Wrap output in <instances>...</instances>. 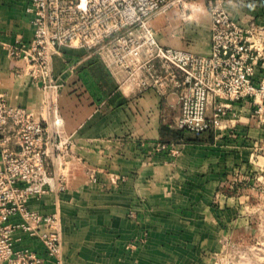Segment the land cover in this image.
Instances as JSON below:
<instances>
[{"label": "crops", "instance_id": "obj_1", "mask_svg": "<svg viewBox=\"0 0 264 264\" xmlns=\"http://www.w3.org/2000/svg\"><path fill=\"white\" fill-rule=\"evenodd\" d=\"M259 3L264 0H182L150 25L161 45L208 55L212 7L222 4L240 23L250 17L262 22ZM30 9L31 0H0V96L46 120L51 134L61 131L70 150L52 158L49 192L32 199L29 208L60 216L64 264L137 258L142 251L128 252L125 245L137 238L139 228L185 223L167 213L213 207L219 185L247 165L248 150L262 144L264 125L253 117L251 104L236 103L224 126L211 131V140L208 133L181 131L177 92L121 85L99 55L71 46L53 58L58 87L51 97L25 73L24 61L11 59L6 49L32 41ZM158 144L178 153L158 151ZM59 180L65 182L63 190ZM23 243L44 254L39 242L23 237Z\"/></svg>", "mask_w": 264, "mask_h": 264}, {"label": "built area", "instance_id": "obj_2", "mask_svg": "<svg viewBox=\"0 0 264 264\" xmlns=\"http://www.w3.org/2000/svg\"><path fill=\"white\" fill-rule=\"evenodd\" d=\"M181 1L31 0L33 39L8 45V56L24 61L25 73L51 97L58 87L53 58L71 46L99 55L121 85L177 92L180 130L216 131L236 103L251 104L253 117L264 125V23L254 17L240 23L217 4L211 9L210 54L163 46L151 20ZM156 149L178 153L166 144ZM69 150L61 131L51 134L46 120L0 96V264H44L33 249L15 247L20 233L40 240L48 257L60 258V218L31 210L29 202L49 192L52 158Z\"/></svg>", "mask_w": 264, "mask_h": 264}, {"label": "rangeland", "instance_id": "obj_3", "mask_svg": "<svg viewBox=\"0 0 264 264\" xmlns=\"http://www.w3.org/2000/svg\"><path fill=\"white\" fill-rule=\"evenodd\" d=\"M176 5L157 14L151 22L157 18L159 21ZM256 8L259 15L264 14L262 3ZM221 126L224 125L220 124L219 129ZM259 148L248 150L247 165L219 185L211 209L202 207L201 211L194 209L196 211L184 215L168 212L170 219L181 217L185 223H151L148 228H139L137 238L126 243L125 248L128 252L142 251V254L137 258L124 256L120 264H264V138ZM58 182L61 184L62 180ZM64 185L63 181L61 187ZM58 230L59 259L48 257L44 244L38 239L35 241L42 245L43 255L25 245L23 239L16 242L15 247L33 249L44 257V264L48 260L64 264L62 223ZM21 237L26 236L16 235L17 240Z\"/></svg>", "mask_w": 264, "mask_h": 264}, {"label": "trees", "instance_id": "obj_4", "mask_svg": "<svg viewBox=\"0 0 264 264\" xmlns=\"http://www.w3.org/2000/svg\"><path fill=\"white\" fill-rule=\"evenodd\" d=\"M181 131H187V130H181ZM191 133H192V132H191ZM207 133L209 134V135H208V139L211 140V139L213 138V133H212L211 131H210V132H206V134H207ZM181 137H182L183 139H187V141H189V140L192 141V139H188V136H187L186 134H184V133L181 134Z\"/></svg>", "mask_w": 264, "mask_h": 264}]
</instances>
